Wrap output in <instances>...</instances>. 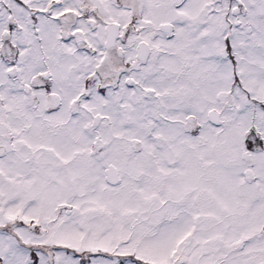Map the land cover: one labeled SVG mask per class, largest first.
Wrapping results in <instances>:
<instances>
[{"label": "snow or ice", "instance_id": "snow-or-ice-1", "mask_svg": "<svg viewBox=\"0 0 264 264\" xmlns=\"http://www.w3.org/2000/svg\"><path fill=\"white\" fill-rule=\"evenodd\" d=\"M0 264H264V0H0Z\"/></svg>", "mask_w": 264, "mask_h": 264}]
</instances>
